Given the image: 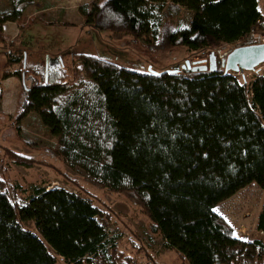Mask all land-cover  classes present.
I'll return each instance as SVG.
<instances>
[{"label": "trees", "instance_id": "1", "mask_svg": "<svg viewBox=\"0 0 264 264\" xmlns=\"http://www.w3.org/2000/svg\"><path fill=\"white\" fill-rule=\"evenodd\" d=\"M7 2L0 42L2 25L19 20L33 4ZM258 3L102 0L79 11L96 29L156 39V45L147 44L155 49L182 46L199 53L260 43L264 15ZM179 8L191 13L182 29L167 22L170 9ZM9 55L4 68H22L1 77L21 82L15 118L35 113L56 139L54 153L83 168L92 185L140 208L150 233L161 237L181 264H264V242L236 239L229 222L214 211L252 184L264 192V71H254L248 81L221 68L143 73L80 53L70 54L76 61L71 70L61 56L28 70L24 51ZM7 154L23 167L42 164ZM66 180L76 193L34 187L19 200L10 193L16 187L0 179V264H132L116 249L119 235L108 234L112 213ZM256 229L264 234V199ZM133 239L129 236L131 247L157 264Z\"/></svg>", "mask_w": 264, "mask_h": 264}, {"label": "rangeland", "instance_id": "2", "mask_svg": "<svg viewBox=\"0 0 264 264\" xmlns=\"http://www.w3.org/2000/svg\"><path fill=\"white\" fill-rule=\"evenodd\" d=\"M93 1L102 0H33V4L26 6L19 20L13 22L12 27L3 31L0 42V179L14 185L17 189L10 193L15 198L28 197L34 187L63 188L76 193L77 189L69 184L66 178L74 180L79 188L85 189L92 203L104 211L112 213V223L107 229L109 236L119 235L116 239V249L125 256L138 257L149 262L144 252L131 247L129 236L136 241L133 243L146 250L157 264H181L176 254L164 247L161 237L152 235L149 221L137 206L131 204L122 194L109 192L105 188L92 185L87 179L91 176L76 165L70 164L56 155V139L50 135L39 121L35 113H29L22 119H16L17 104L22 97V86L19 79L1 80L2 73L19 72V65L4 68L5 53L16 54L18 49L27 54V69L35 64L48 63L53 58L62 57V63L67 70H71L76 61L71 53L93 55L123 66L131 71L154 72L181 70L184 61L198 64L206 60L210 52H214L217 59L232 47L221 46L213 50L199 53H189L184 47L159 49L148 46L156 45V39L141 36L133 38L124 32H112L96 29L88 24L80 14L79 7L88 6ZM259 9L264 15V0H259ZM9 10L7 0H0V14ZM173 14L168 18V24L176 29L187 27L191 13L179 8L178 13L170 9ZM164 13L167 10L164 8ZM39 20L40 26H35ZM5 24V23H4ZM10 29V30H9ZM264 38V31L259 39ZM230 51V50H229ZM29 53V56H28ZM220 53V54H219ZM9 55V56H10ZM206 63V61H205ZM264 71V64L254 71ZM243 75L246 81L253 72L236 73ZM11 78V77H9ZM26 83H29L26 80ZM28 85V84H26ZM8 152L21 153L31 156L42 164L34 163L29 167L14 164L8 157ZM7 187V185H6ZM9 188V187H8ZM264 192L254 184L237 192L216 208L217 212L225 214V218L233 228L234 236L242 238V242L260 240L264 242V234L256 229L257 216L261 210ZM216 212V211H215ZM23 227L33 229L31 222H24ZM133 239V240H134ZM117 252V253H118ZM58 264H62L60 261Z\"/></svg>", "mask_w": 264, "mask_h": 264}, {"label": "water", "instance_id": "3", "mask_svg": "<svg viewBox=\"0 0 264 264\" xmlns=\"http://www.w3.org/2000/svg\"><path fill=\"white\" fill-rule=\"evenodd\" d=\"M261 64H264V43L238 46L228 52H224L219 59L218 65L216 55L214 52H210L207 59L199 62L197 65L192 63L191 66L188 61H184L180 69L184 70L185 68V70L191 72H215L218 68H221L223 74H228L229 72H251ZM166 72L177 71H161L158 74ZM241 76L243 75L241 74ZM235 238L242 240L238 237Z\"/></svg>", "mask_w": 264, "mask_h": 264}, {"label": "crops", "instance_id": "4", "mask_svg": "<svg viewBox=\"0 0 264 264\" xmlns=\"http://www.w3.org/2000/svg\"><path fill=\"white\" fill-rule=\"evenodd\" d=\"M35 23H38L37 25L35 24ZM34 24H35V26H40L41 25V23H40V21L39 20H35V22H34ZM9 26H13V22H5V24H3V31H4V28L5 29H7V28H12V27H9ZM40 28H42V26H40ZM9 29V30H10ZM9 79H12V77L11 78H8V80ZM218 207V206H217ZM216 207V208H217ZM216 208L214 209V211H216V213L218 214V215H220L221 217H223V218H225V214H223V213H219V212H217V210H216ZM226 219V218H225ZM227 220V219H226ZM261 233V232H260ZM236 237V236H235ZM239 238V237H238ZM242 239V238H241Z\"/></svg>", "mask_w": 264, "mask_h": 264}, {"label": "built area", "instance_id": "5", "mask_svg": "<svg viewBox=\"0 0 264 264\" xmlns=\"http://www.w3.org/2000/svg\"><path fill=\"white\" fill-rule=\"evenodd\" d=\"M260 43H264V38H262L261 39V42ZM258 70H260V69H258ZM252 72H254V71H252ZM126 257L131 261V263L132 264H145L144 262V260H142L141 258H140V262L137 260L138 259V257H134V256H130V255H126ZM146 264H150L149 262H147Z\"/></svg>", "mask_w": 264, "mask_h": 264}, {"label": "flooded vegetation", "instance_id": "6", "mask_svg": "<svg viewBox=\"0 0 264 264\" xmlns=\"http://www.w3.org/2000/svg\"><path fill=\"white\" fill-rule=\"evenodd\" d=\"M219 59H220V57L217 59V57H216V61H217V65H218V63H219ZM192 66V65H191ZM184 70H185V68H184Z\"/></svg>", "mask_w": 264, "mask_h": 264}]
</instances>
